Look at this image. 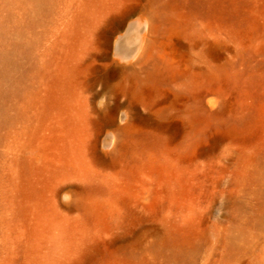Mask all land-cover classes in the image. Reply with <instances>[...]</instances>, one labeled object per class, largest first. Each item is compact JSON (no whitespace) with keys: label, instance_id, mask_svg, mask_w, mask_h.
<instances>
[{"label":"rangeland","instance_id":"1","mask_svg":"<svg viewBox=\"0 0 264 264\" xmlns=\"http://www.w3.org/2000/svg\"><path fill=\"white\" fill-rule=\"evenodd\" d=\"M0 264H264V0H0Z\"/></svg>","mask_w":264,"mask_h":264},{"label":"bare ground","instance_id":"2","mask_svg":"<svg viewBox=\"0 0 264 264\" xmlns=\"http://www.w3.org/2000/svg\"><path fill=\"white\" fill-rule=\"evenodd\" d=\"M143 29H144L143 23L133 21L128 27V31H127L128 34L124 38L120 39V41H122L120 46L123 49L129 51L130 53L135 54L140 47ZM131 34H133V36L135 37V40L131 39V37H130ZM132 40L135 42H133Z\"/></svg>","mask_w":264,"mask_h":264}]
</instances>
